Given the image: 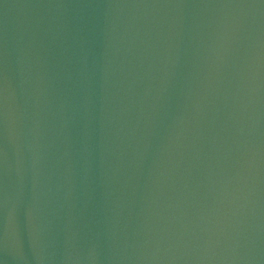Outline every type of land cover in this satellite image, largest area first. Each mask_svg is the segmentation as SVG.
<instances>
[{"label":"water","instance_id":"water-1","mask_svg":"<svg viewBox=\"0 0 264 264\" xmlns=\"http://www.w3.org/2000/svg\"><path fill=\"white\" fill-rule=\"evenodd\" d=\"M0 264H264V0H0Z\"/></svg>","mask_w":264,"mask_h":264}]
</instances>
